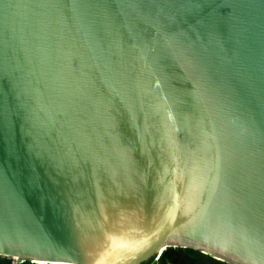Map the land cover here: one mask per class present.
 Returning a JSON list of instances; mask_svg holds the SVG:
<instances>
[{
	"label": "water",
	"instance_id": "95a60500",
	"mask_svg": "<svg viewBox=\"0 0 264 264\" xmlns=\"http://www.w3.org/2000/svg\"><path fill=\"white\" fill-rule=\"evenodd\" d=\"M264 264V0H0V257Z\"/></svg>",
	"mask_w": 264,
	"mask_h": 264
},
{
	"label": "flooded vegetation",
	"instance_id": "af4514ba",
	"mask_svg": "<svg viewBox=\"0 0 264 264\" xmlns=\"http://www.w3.org/2000/svg\"><path fill=\"white\" fill-rule=\"evenodd\" d=\"M206 258L196 252L190 254L187 251H182V249H176V252L170 253L164 260L165 263L168 262L170 264H213L206 261Z\"/></svg>",
	"mask_w": 264,
	"mask_h": 264
},
{
	"label": "trees",
	"instance_id": "16d2710c",
	"mask_svg": "<svg viewBox=\"0 0 264 264\" xmlns=\"http://www.w3.org/2000/svg\"><path fill=\"white\" fill-rule=\"evenodd\" d=\"M187 252H189L190 254L194 253L193 251H191V249H189V251H187ZM206 261L211 262L213 264H221V263L213 261L210 258H206ZM0 264H11V261L2 258V259H0ZM23 264H28V263H23ZM144 264H155V263L153 261H149V262L144 263ZM157 264H165V260L163 258H160Z\"/></svg>",
	"mask_w": 264,
	"mask_h": 264
},
{
	"label": "built area",
	"instance_id": "2783aa9c",
	"mask_svg": "<svg viewBox=\"0 0 264 264\" xmlns=\"http://www.w3.org/2000/svg\"><path fill=\"white\" fill-rule=\"evenodd\" d=\"M160 257V256H159ZM159 257H158V259L156 260V262L157 261H159ZM0 259H2L1 257H0ZM11 261V260H10ZM16 261H18V260H15V261H11V264H23V262H16Z\"/></svg>",
	"mask_w": 264,
	"mask_h": 264
},
{
	"label": "rangeland",
	"instance_id": "374dc122",
	"mask_svg": "<svg viewBox=\"0 0 264 264\" xmlns=\"http://www.w3.org/2000/svg\"><path fill=\"white\" fill-rule=\"evenodd\" d=\"M157 263H158V261L157 262L155 261V264H157ZM165 264H170V263L166 262Z\"/></svg>",
	"mask_w": 264,
	"mask_h": 264
},
{
	"label": "bare ground",
	"instance_id": "6f19581e",
	"mask_svg": "<svg viewBox=\"0 0 264 264\" xmlns=\"http://www.w3.org/2000/svg\"><path fill=\"white\" fill-rule=\"evenodd\" d=\"M12 262L15 261V260H11ZM16 262H20V261H16Z\"/></svg>",
	"mask_w": 264,
	"mask_h": 264
}]
</instances>
